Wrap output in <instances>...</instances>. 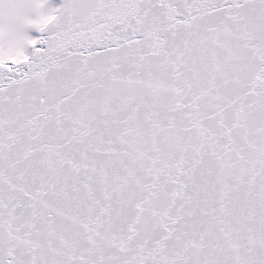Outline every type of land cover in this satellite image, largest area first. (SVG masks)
<instances>
[{
  "label": "snow or ice",
  "instance_id": "obj_1",
  "mask_svg": "<svg viewBox=\"0 0 264 264\" xmlns=\"http://www.w3.org/2000/svg\"><path fill=\"white\" fill-rule=\"evenodd\" d=\"M0 264H264V0H0Z\"/></svg>",
  "mask_w": 264,
  "mask_h": 264
}]
</instances>
